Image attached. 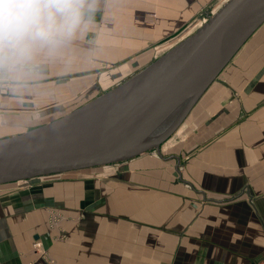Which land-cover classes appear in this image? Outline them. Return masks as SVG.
<instances>
[{
  "label": "crops",
  "instance_id": "crops-1",
  "mask_svg": "<svg viewBox=\"0 0 264 264\" xmlns=\"http://www.w3.org/2000/svg\"><path fill=\"white\" fill-rule=\"evenodd\" d=\"M116 1L119 0H107L105 3L95 0V10L85 16L69 48L56 59L42 63L38 75L18 76L0 71V112L10 114L0 116V132L7 133L0 138L19 134L28 130L27 127L30 129V126L49 121L35 125L37 115L22 117V108L28 104L32 106L29 111L40 108L46 111L39 114L38 121L42 117H48L51 121L57 118L52 116L66 105L68 98L80 94V97L75 98L90 101L131 77L165 52L160 54L156 48H148L161 39L158 36L165 30H170L178 15L189 14L190 19L193 15L207 16V7L212 2L122 0L124 4H121ZM216 8L213 7L212 12ZM96 16L101 18L97 20ZM198 17L190 24L186 36L205 21L200 19L197 22ZM91 29L100 32L134 30L133 38L136 37L137 41L126 43L123 51L114 54L113 58H91L87 39L89 33L85 35ZM80 31L83 32L81 35ZM180 34L177 35V42L185 36V33ZM101 39L103 33L99 35V41ZM122 40L132 41L126 38ZM103 43L101 51L106 42ZM76 54L81 56L78 58L79 64ZM127 59H132L127 62L130 65L109 73V76H114L109 81L106 73L99 74L102 66L92 69L90 65L91 62L105 64L109 60L124 62ZM90 73H95L94 78ZM76 75L80 76L81 85L67 87L69 89L66 90L59 85L60 79ZM83 80L88 88L86 92ZM47 81H51L46 86L52 92V98L48 100L53 105H40L42 97H24L22 94V84L29 87ZM92 88L93 98L89 96ZM76 105L68 108L79 107ZM170 138L172 141L168 147L176 150L177 155L166 157L169 150L164 145L161 146L160 154L156 150L147 153L154 159L176 163L177 178L173 179V176L168 178V183L155 185L153 182L147 187L145 180L149 177L146 176L152 173L151 170L139 171L140 168H146L138 163L139 157L91 168L100 173L99 177H89L79 192L76 190L70 194L64 192L62 187L59 189L63 201H83L73 206L69 213L85 212L88 217L86 215L84 227L95 229L110 221L108 216L112 212L107 213V210L113 202L120 210V215H111L118 228L128 224L133 228V222L125 221H133V217L121 215V202L127 197L145 196L148 207L154 208V213L145 218L148 221L146 230L149 232L146 235L147 246L137 256L132 251L135 257H131V262H128V256L121 249L116 246L107 248L105 244L107 249L114 252L104 247L101 252L114 259V264H264V23L208 86ZM132 165L136 166L137 171L130 167ZM128 170L131 172L127 181H124L122 175ZM15 184L0 186V264H26L37 259L38 255L32 250L31 234L33 240L41 239L45 244L51 234L50 230H46L45 220L32 211L41 207L45 199L40 200L36 194L27 195L22 190V183L10 188ZM111 189L114 196L108 193ZM123 190L130 195L121 196ZM80 194H83L82 199L78 198ZM109 225L102 226L101 231L111 229ZM68 228L69 235H74L78 229L73 224H69ZM97 260L90 258L83 262Z\"/></svg>",
  "mask_w": 264,
  "mask_h": 264
},
{
  "label": "water",
  "instance_id": "water-1",
  "mask_svg": "<svg viewBox=\"0 0 264 264\" xmlns=\"http://www.w3.org/2000/svg\"><path fill=\"white\" fill-rule=\"evenodd\" d=\"M264 23V0H225L146 67L60 117L0 138V186L98 168L161 146Z\"/></svg>",
  "mask_w": 264,
  "mask_h": 264
},
{
  "label": "rangeland",
  "instance_id": "rangeland-1",
  "mask_svg": "<svg viewBox=\"0 0 264 264\" xmlns=\"http://www.w3.org/2000/svg\"><path fill=\"white\" fill-rule=\"evenodd\" d=\"M99 1H102L103 3H105V1L107 2V0H99ZM222 1L224 2L225 0H212V2L207 7V9L209 8L208 9L209 14L210 12H212L213 10L212 8L214 7L215 9L218 5L220 6L223 3ZM116 2H121V4L122 3L124 4L122 0H119ZM212 5L214 6L212 7ZM97 9H98L97 11H100L99 8ZM190 16L191 15L189 14L181 15L180 17L178 15L176 17L177 20L171 26L170 30H165L163 34L158 36L161 39L156 40L155 41L156 43L153 44L154 46L152 45L148 49L156 48L158 52H160V54L164 51L166 52L168 48H170L169 47L170 45L173 46L174 44H176L177 42L176 39L178 37L177 35L179 33H181L180 35L185 33L184 34L185 36L187 35V33H189L190 28H191L190 24L199 15H193L191 19H190ZM96 17H97L96 18L97 20L101 18V16H96ZM199 17H198L199 19L197 22H199L200 19H202L203 21L206 19V16H203V15L202 16L200 15ZM184 22L185 24L182 25ZM183 28H186V30H183ZM79 33L81 35L83 32L80 31ZM88 33H89V37H87V39H89V43H90L91 58H95L96 56L102 59L105 58L104 56H106L107 58L109 57L113 58L114 54L116 53L118 54L123 51L124 47L126 46V43L137 41L136 37L133 38V36H135L134 30H130V29H113L112 32H109L108 30L100 32L99 30L91 29L90 31L85 32V35ZM100 33H103V39L99 41ZM125 38L128 40H132V41H123L122 39L125 40ZM80 40H82V38H80ZM103 42H106V44L104 45L103 50L101 51V47L104 44ZM77 49L78 48H76V51ZM141 49L145 50L147 48H141ZM79 57L81 56L76 54L75 58H76L77 63H78ZM131 60L132 59H127L124 62L118 61V60L116 61L107 60L108 62L105 64L103 63L96 64L94 62H91L90 65L92 69L95 68L96 66H102V69L101 71H99V74L102 75L106 73L107 74L106 76H108L107 80L109 81L110 79L112 80L114 77L111 75L109 76L108 75L109 73L113 72V70H118V69L129 66L130 63H127V62ZM82 65L83 64L81 63L80 66ZM77 66L78 65H76V67ZM95 73H90L89 75H91L92 78H94L93 75H95ZM79 77L80 76L76 75V76H71L65 79H60L59 82H61V84L59 85L64 86L65 90L69 88H73L75 87V85L76 86L79 84L81 85L82 80L78 79ZM101 78L102 76H100V79ZM46 83L50 84L51 81H47L43 83H34V84H31V86L29 87H27V84H22V92H24L22 94L24 95V97H30L32 95L42 97L41 100L39 101L40 105H45L46 103L49 106L53 105V104H50L51 101L48 100L52 98L51 96L52 92H49L50 88L48 89L49 86H46ZM83 84L85 85L84 91L86 92L88 88L86 87L85 80H83ZM33 85L34 86L38 85V86H36L37 88H32ZM91 90L92 91H90L89 96L90 97L92 96L93 98L94 96L93 88ZM79 95L80 94L76 95L75 97ZM74 98H71L73 100L68 98L66 105L60 108L52 117L58 118L66 111L71 110V107L68 108L69 106H73L76 104H77L76 106H80V105L87 103L86 101H88L86 99L83 100L81 98H75V99ZM68 102H69V106H68ZM31 107L32 106H29L28 104L26 108H22V117L23 116L30 117V116L37 115L38 117L34 123L35 125H38L39 123H44L48 120L50 121L48 117H46L45 119L42 117L43 120L41 119V121H38V118H40L39 114L42 112L44 113L45 110H41L40 108L38 110L29 111ZM5 115H10V114L9 112H5V111L0 112L1 117H5ZM30 127L34 128L37 126L33 125ZM26 129L29 130V127H27ZM5 134L7 133L0 132V136H3ZM170 139L168 140L169 142H166L163 144L164 148L167 146V149L169 150L166 152V157L170 155H177V153H175L176 150H172V148L168 147V145H170V141H172V139L171 140ZM138 157H139L138 163L146 167V168H140L139 171L142 172L144 170L145 171L151 170L150 172L152 173L151 176H146V177H149L148 179L145 180L147 187L149 186L147 184H151V183L153 184V182H155L154 183L155 185L156 184L159 185V184H165V182L168 183L169 182L168 178H171L173 176H174L173 179L177 178V174H178L177 168L178 167L175 166L176 163L173 164L172 161L170 162V160L161 161L160 159H154L151 156L154 159L153 160L150 157V154L148 153L142 154ZM134 166L135 165H132L130 167L132 169L135 168L134 170L137 171L136 166L135 167ZM130 172L131 170H128L125 172L124 175H122L124 181H127V177L129 176ZM99 174L100 173L98 171H93L91 169L90 170L88 169V171L81 170V171H75V172L44 176L42 178L32 179V180L26 181L25 183H22V188H24L22 190H25L27 195L36 194L37 198H40V200L45 199L41 207L32 209V211H34L38 217H42V220L43 219L45 220L47 227H48V229L46 228V230L47 231L50 230L51 232L48 240L46 241V244L41 239H40L41 241L33 240L34 238L31 234V238L33 241L32 250L38 256H37V259L33 261L30 260L26 264H36L37 262L40 264H114L115 262L114 259L112 260L109 258L108 255H104L101 252V248L104 247V249H107V248H114L115 246L121 249L125 253V255L128 256V262H131V257L137 256L140 253V250H142L143 248H146L147 246L146 235H149V232L146 230V227L148 226V221L145 218L146 216H149L154 213V208L151 206L148 207V200L145 198V196L127 197L121 202L123 206L121 215L127 214L130 217H133L132 218L133 221L125 220L126 222H133L134 223L133 228H131L129 224L124 225L120 229L118 228V224H115L114 222V216H111V215L119 214L120 210H118L117 205L113 202H111L108 205L109 210H107V213H109V211L112 212L111 214H109L110 216H108V220L110 221L108 223H102L101 226H98L95 229L84 227V221L88 217V214H86L85 212L79 211L78 214L69 213V211L73 209V206L77 204H82L83 201L82 200L63 201V199H61L62 192H60L59 189L62 187L64 192H70V194L74 191L76 192V190H78L79 192L80 191L79 188L83 186V182L88 181L89 177H94V179H96L99 177L98 176ZM18 184L16 183L10 188L18 187L19 186ZM108 193H111L112 196L115 195L113 189L108 190ZM124 195L129 196L130 193L128 191L123 190L121 192V196H124ZM82 196L83 194H80L78 198L82 199ZM39 220L41 222V219ZM69 224H73L74 226H76V228H78L74 235H69V231H68ZM107 224H110L109 226L111 227V229H106L104 232H102L101 231L102 226H106ZM105 244L107 248L104 246ZM109 251L114 252V250H109ZM132 251L135 256H132ZM145 251L146 249L143 250V252ZM90 258L92 259L98 258V260L96 262L94 261H90L87 263L83 262L84 259L89 260Z\"/></svg>",
  "mask_w": 264,
  "mask_h": 264
},
{
  "label": "clouds",
  "instance_id": "clouds-1",
  "mask_svg": "<svg viewBox=\"0 0 264 264\" xmlns=\"http://www.w3.org/2000/svg\"><path fill=\"white\" fill-rule=\"evenodd\" d=\"M95 10V0H0V71L39 74L61 56Z\"/></svg>",
  "mask_w": 264,
  "mask_h": 264
}]
</instances>
